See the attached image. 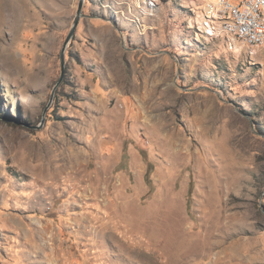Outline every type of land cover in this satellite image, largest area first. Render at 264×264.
<instances>
[{
  "label": "rangeland",
  "instance_id": "rangeland-1",
  "mask_svg": "<svg viewBox=\"0 0 264 264\" xmlns=\"http://www.w3.org/2000/svg\"><path fill=\"white\" fill-rule=\"evenodd\" d=\"M202 2L84 0L59 82L79 0H0V264H264V47Z\"/></svg>",
  "mask_w": 264,
  "mask_h": 264
},
{
  "label": "built area",
  "instance_id": "built-area-1",
  "mask_svg": "<svg viewBox=\"0 0 264 264\" xmlns=\"http://www.w3.org/2000/svg\"><path fill=\"white\" fill-rule=\"evenodd\" d=\"M214 7H221L214 34L239 35L244 45L264 47V0H203L199 13L212 12ZM219 19H228V29H221Z\"/></svg>",
  "mask_w": 264,
  "mask_h": 264
},
{
  "label": "water",
  "instance_id": "water-1",
  "mask_svg": "<svg viewBox=\"0 0 264 264\" xmlns=\"http://www.w3.org/2000/svg\"><path fill=\"white\" fill-rule=\"evenodd\" d=\"M83 1L84 0H79L77 11H76V16H75L74 21H73V25H72L71 30L69 31L64 43H62L63 46H62V49H61V52H60V56H59V59H60V79H59V82L61 81L62 76H63V72H64L65 50H66V47L68 45L67 43L70 42L72 36L75 33L76 27L78 25V22H79V19H80V16H81V11H82V7H83ZM57 85H58V83L55 85V88L57 87Z\"/></svg>",
  "mask_w": 264,
  "mask_h": 264
},
{
  "label": "bare ground",
  "instance_id": "bare-ground-1",
  "mask_svg": "<svg viewBox=\"0 0 264 264\" xmlns=\"http://www.w3.org/2000/svg\"><path fill=\"white\" fill-rule=\"evenodd\" d=\"M150 5H153V3H150ZM0 12H3L1 4H0ZM202 14L206 20H209L211 22L210 27H208L209 34H214L212 27L214 26L217 27V20L215 18V15L221 14V7H214L212 8V12H202ZM219 26H221V29H228V19H219ZM228 36L235 37L242 43V40L239 35L228 34Z\"/></svg>",
  "mask_w": 264,
  "mask_h": 264
},
{
  "label": "trees",
  "instance_id": "trees-1",
  "mask_svg": "<svg viewBox=\"0 0 264 264\" xmlns=\"http://www.w3.org/2000/svg\"><path fill=\"white\" fill-rule=\"evenodd\" d=\"M147 182H148V176H147Z\"/></svg>",
  "mask_w": 264,
  "mask_h": 264
}]
</instances>
